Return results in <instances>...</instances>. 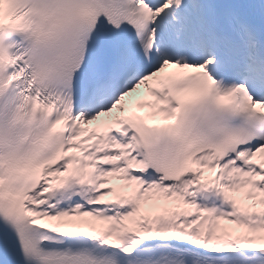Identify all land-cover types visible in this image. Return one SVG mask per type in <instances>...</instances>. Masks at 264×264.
<instances>
[{
  "label": "snow or ice",
  "instance_id": "1",
  "mask_svg": "<svg viewBox=\"0 0 264 264\" xmlns=\"http://www.w3.org/2000/svg\"><path fill=\"white\" fill-rule=\"evenodd\" d=\"M0 264H264V0H0Z\"/></svg>",
  "mask_w": 264,
  "mask_h": 264
}]
</instances>
